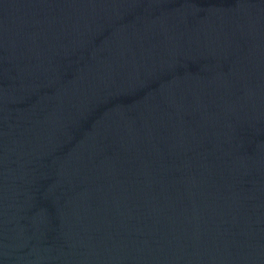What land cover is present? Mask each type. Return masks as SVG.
<instances>
[{
  "label": "water",
  "instance_id": "1",
  "mask_svg": "<svg viewBox=\"0 0 264 264\" xmlns=\"http://www.w3.org/2000/svg\"><path fill=\"white\" fill-rule=\"evenodd\" d=\"M0 264H264V0H0Z\"/></svg>",
  "mask_w": 264,
  "mask_h": 264
}]
</instances>
